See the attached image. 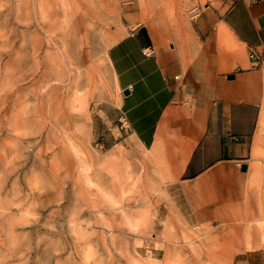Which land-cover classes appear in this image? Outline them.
Segmentation results:
<instances>
[{
	"label": "rangeland",
	"instance_id": "obj_1",
	"mask_svg": "<svg viewBox=\"0 0 264 264\" xmlns=\"http://www.w3.org/2000/svg\"><path fill=\"white\" fill-rule=\"evenodd\" d=\"M225 4L0 0V264H191L179 254L162 262L158 237L139 231L141 217L127 207L126 153L122 167L108 153L127 129L106 115L117 92L105 51L140 24L171 40L180 19ZM254 145L264 147V105ZM254 223L247 229L260 231H246L245 245L264 247V217Z\"/></svg>",
	"mask_w": 264,
	"mask_h": 264
},
{
	"label": "crops",
	"instance_id": "obj_2",
	"mask_svg": "<svg viewBox=\"0 0 264 264\" xmlns=\"http://www.w3.org/2000/svg\"><path fill=\"white\" fill-rule=\"evenodd\" d=\"M224 1L180 19L171 40L140 24L105 51L117 92L106 115L127 125L109 158L122 167L125 151L127 207L137 209L139 231L158 237L164 263L179 254L191 264H264V247H246L244 236L259 232L247 227L264 217V157L253 155L264 152L254 145L264 105V0Z\"/></svg>",
	"mask_w": 264,
	"mask_h": 264
},
{
	"label": "bare ground",
	"instance_id": "obj_3",
	"mask_svg": "<svg viewBox=\"0 0 264 264\" xmlns=\"http://www.w3.org/2000/svg\"><path fill=\"white\" fill-rule=\"evenodd\" d=\"M116 1V0H115ZM24 47H23V45H21V51L23 52L22 53V67H23V69H22V67H21V76H20V79L21 80H25L26 79V77L28 78V72H27V69H28V66L30 67V65H29V60H27V53H26V49H25V52H24V49H23ZM31 69V68H30ZM29 70V69H28ZM31 71V70H30ZM31 73V72H30ZM32 73H33V71H32ZM32 75V74H31ZM29 77H30V75H29ZM34 79V78H33ZM32 83H33V81H32ZM34 84H35V82H34ZM28 86V85H27ZM32 86V85H31ZM33 87V86H32ZM27 88V87H26Z\"/></svg>",
	"mask_w": 264,
	"mask_h": 264
},
{
	"label": "built area",
	"instance_id": "obj_4",
	"mask_svg": "<svg viewBox=\"0 0 264 264\" xmlns=\"http://www.w3.org/2000/svg\"><path fill=\"white\" fill-rule=\"evenodd\" d=\"M250 55H253V53L251 52ZM119 127H120V128H124V129L127 128V125H126V123H125V121H124L123 119H119ZM239 263H240V264H244L245 261H241V262H239Z\"/></svg>",
	"mask_w": 264,
	"mask_h": 264
},
{
	"label": "water",
	"instance_id": "obj_5",
	"mask_svg": "<svg viewBox=\"0 0 264 264\" xmlns=\"http://www.w3.org/2000/svg\"><path fill=\"white\" fill-rule=\"evenodd\" d=\"M228 77H233V74H229ZM242 168L245 169V165H243Z\"/></svg>",
	"mask_w": 264,
	"mask_h": 264
}]
</instances>
